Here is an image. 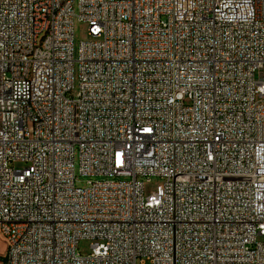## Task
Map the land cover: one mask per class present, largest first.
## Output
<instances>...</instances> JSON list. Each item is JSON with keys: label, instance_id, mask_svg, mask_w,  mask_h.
I'll list each match as a JSON object with an SVG mask.
<instances>
[{"label": "built area", "instance_id": "2783aa9c", "mask_svg": "<svg viewBox=\"0 0 264 264\" xmlns=\"http://www.w3.org/2000/svg\"><path fill=\"white\" fill-rule=\"evenodd\" d=\"M0 238L4 264H264V0H0Z\"/></svg>", "mask_w": 264, "mask_h": 264}, {"label": "rangeland", "instance_id": "374dc122", "mask_svg": "<svg viewBox=\"0 0 264 264\" xmlns=\"http://www.w3.org/2000/svg\"><path fill=\"white\" fill-rule=\"evenodd\" d=\"M76 11L78 12V6H76ZM91 38L89 36V28L88 25L75 20L74 23V44H75V55L77 56V52L81 42L90 41ZM78 86V82L76 83ZM77 90L75 91V93ZM27 166L25 163H16L15 168L17 170H22ZM78 168V166H77ZM88 179H83V182L79 184L80 187L85 186ZM163 191V183L159 179H154L152 183L146 184L145 186V195L150 196L153 194H160ZM91 241H81L79 244V252L82 255H88L91 252ZM7 246L3 239L0 238V264H4V255L6 254Z\"/></svg>", "mask_w": 264, "mask_h": 264}]
</instances>
